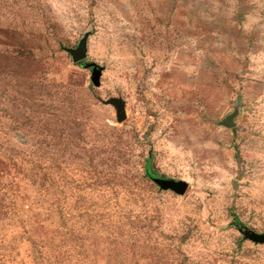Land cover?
I'll return each mask as SVG.
<instances>
[{"label":"rangeland","instance_id":"1","mask_svg":"<svg viewBox=\"0 0 264 264\" xmlns=\"http://www.w3.org/2000/svg\"><path fill=\"white\" fill-rule=\"evenodd\" d=\"M253 233L264 0H0V264H264Z\"/></svg>","mask_w":264,"mask_h":264},{"label":"water","instance_id":"2","mask_svg":"<svg viewBox=\"0 0 264 264\" xmlns=\"http://www.w3.org/2000/svg\"><path fill=\"white\" fill-rule=\"evenodd\" d=\"M73 59L75 61H80L84 59L86 53V46L85 42L82 41L80 45L70 50ZM88 67L92 68V77L91 80L93 84L99 85L100 83V76H101V69L97 66L96 63L91 62L88 64ZM108 103L114 105L117 110V119L118 121H122L125 118V108H124V101L120 98H111L107 101ZM162 188L164 189H172L177 193H184L187 189V182L184 180H174L169 178H155L154 179ZM254 234V233H253ZM253 234L249 235L254 241L257 242H264V233L263 234Z\"/></svg>","mask_w":264,"mask_h":264},{"label":"trees","instance_id":"3","mask_svg":"<svg viewBox=\"0 0 264 264\" xmlns=\"http://www.w3.org/2000/svg\"><path fill=\"white\" fill-rule=\"evenodd\" d=\"M234 221L237 222L238 225H242V224L240 223V219H239L236 215H234Z\"/></svg>","mask_w":264,"mask_h":264}]
</instances>
